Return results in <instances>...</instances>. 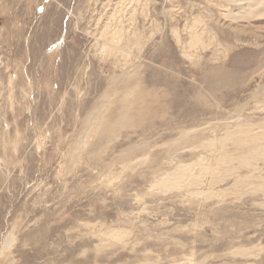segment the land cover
<instances>
[{"label": "rangeland", "instance_id": "374dc122", "mask_svg": "<svg viewBox=\"0 0 264 264\" xmlns=\"http://www.w3.org/2000/svg\"><path fill=\"white\" fill-rule=\"evenodd\" d=\"M252 1L0 0V264H264Z\"/></svg>", "mask_w": 264, "mask_h": 264}, {"label": "bare ground", "instance_id": "6f19581e", "mask_svg": "<svg viewBox=\"0 0 264 264\" xmlns=\"http://www.w3.org/2000/svg\"><path fill=\"white\" fill-rule=\"evenodd\" d=\"M251 4H252V6L257 5V4H258V5H264V1H263V0H260V1H252ZM251 4H250V5H251Z\"/></svg>", "mask_w": 264, "mask_h": 264}]
</instances>
